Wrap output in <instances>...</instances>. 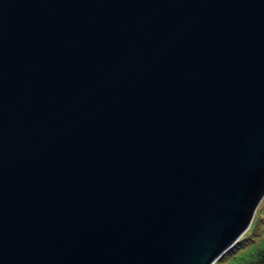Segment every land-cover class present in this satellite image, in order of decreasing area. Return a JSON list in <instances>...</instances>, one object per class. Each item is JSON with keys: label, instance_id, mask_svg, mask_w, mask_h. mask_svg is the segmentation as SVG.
Wrapping results in <instances>:
<instances>
[{"label": "water", "instance_id": "95a60500", "mask_svg": "<svg viewBox=\"0 0 264 264\" xmlns=\"http://www.w3.org/2000/svg\"><path fill=\"white\" fill-rule=\"evenodd\" d=\"M264 195V0H0V264H212Z\"/></svg>", "mask_w": 264, "mask_h": 264}, {"label": "rangeland", "instance_id": "374dc122", "mask_svg": "<svg viewBox=\"0 0 264 264\" xmlns=\"http://www.w3.org/2000/svg\"><path fill=\"white\" fill-rule=\"evenodd\" d=\"M264 248V195L257 203L247 229L212 264H237L256 248Z\"/></svg>", "mask_w": 264, "mask_h": 264}, {"label": "trees", "instance_id": "16d2710c", "mask_svg": "<svg viewBox=\"0 0 264 264\" xmlns=\"http://www.w3.org/2000/svg\"><path fill=\"white\" fill-rule=\"evenodd\" d=\"M237 259V264H264V248H256L250 252L248 258Z\"/></svg>", "mask_w": 264, "mask_h": 264}]
</instances>
